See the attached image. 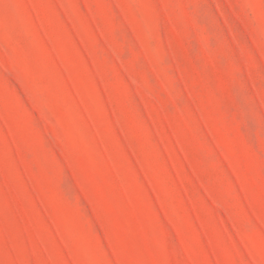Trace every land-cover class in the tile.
Instances as JSON below:
<instances>
[{
  "label": "rangeland",
  "instance_id": "1",
  "mask_svg": "<svg viewBox=\"0 0 264 264\" xmlns=\"http://www.w3.org/2000/svg\"><path fill=\"white\" fill-rule=\"evenodd\" d=\"M0 264H264V0H0Z\"/></svg>",
  "mask_w": 264,
  "mask_h": 264
}]
</instances>
